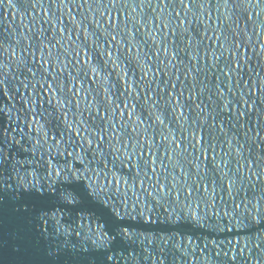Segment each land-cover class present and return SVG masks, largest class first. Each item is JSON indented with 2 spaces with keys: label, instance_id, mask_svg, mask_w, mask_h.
<instances>
[{
  "label": "snow or ice",
  "instance_id": "snow-or-ice-1",
  "mask_svg": "<svg viewBox=\"0 0 264 264\" xmlns=\"http://www.w3.org/2000/svg\"><path fill=\"white\" fill-rule=\"evenodd\" d=\"M5 2L0 264H264V0Z\"/></svg>",
  "mask_w": 264,
  "mask_h": 264
},
{
  "label": "water",
  "instance_id": "water-1",
  "mask_svg": "<svg viewBox=\"0 0 264 264\" xmlns=\"http://www.w3.org/2000/svg\"><path fill=\"white\" fill-rule=\"evenodd\" d=\"M31 15V13H29ZM23 19L27 22V18L25 17V13L23 11V7L16 3L12 6H8L7 2L3 6H0V31H3L5 35H7L8 30H12V39L15 40V25H19ZM132 66H130L131 68ZM77 215H85L89 219L91 218V214L89 213H77ZM98 222L96 220H92V226L96 227ZM83 226L85 229L88 227V219L83 221ZM100 227H104L102 223H99ZM223 238V237H221ZM242 238V237H241Z\"/></svg>",
  "mask_w": 264,
  "mask_h": 264
}]
</instances>
